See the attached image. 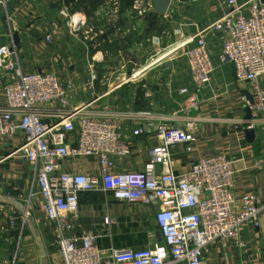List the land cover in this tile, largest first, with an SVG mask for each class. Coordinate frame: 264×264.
Returning <instances> with one entry per match:
<instances>
[{
    "label": "crops",
    "instance_id": "0c3cea01",
    "mask_svg": "<svg viewBox=\"0 0 264 264\" xmlns=\"http://www.w3.org/2000/svg\"><path fill=\"white\" fill-rule=\"evenodd\" d=\"M225 0H196L187 4L175 3L165 17L136 19L131 2L118 3L117 13L102 5L88 18L93 31L85 40L81 31L72 32L69 19L59 16L65 11L69 16H82L75 10L73 0H0L1 43L13 44L20 65L25 72L53 73L75 86L69 92V107L89 101L97 102L92 110L105 104L116 114L113 119L122 123L121 137L131 144V155L116 157L115 170L139 172L148 160V151L159 141L154 132L135 135L147 122L158 123L161 118L179 112L189 94L195 92L190 80L185 51L195 44L178 48L182 41L221 16L218 5ZM246 0H237L244 3ZM112 14V16H111ZM113 17V18H112ZM8 21L11 36L7 37ZM57 24L56 36L50 43L44 35ZM17 33L18 41L14 39ZM214 71L210 85L197 94L200 111L195 114L199 125L192 131V141L180 144L173 154L175 174L186 172L197 158L225 155L234 160L236 170L234 195L240 198L256 192L264 201V123L256 125L254 135H245L248 87L235 83L230 63H221L218 40L208 35ZM160 62L149 67L151 58ZM92 67L96 80L90 87L88 68ZM264 89V78L261 79ZM5 81L0 72V103L3 102ZM188 93L181 95L180 89ZM137 111H151L152 117L143 120L130 116ZM124 115V116H122ZM179 128L185 121L180 113L172 120H164ZM19 138L0 144V156L5 157L19 145ZM186 146L192 151L186 152ZM63 170L77 174H96L95 159L77 158L66 161ZM31 167L21 158L12 156L0 164V196L13 198L23 207L27 222L20 220L13 227L9 218L16 220L21 214L11 206L0 209V262L8 264H59L60 258L52 245V224L45 223L41 200L33 185ZM79 216L73 220L71 236L84 232L98 235L97 245L102 249L139 250L161 240L155 223L156 208L142 204L117 201L111 192H80ZM109 218L110 224L105 219ZM31 222V223H30ZM245 249L214 243L203 257V264H264V210L259 217V228L249 225L242 228ZM42 246L45 256L39 258Z\"/></svg>",
    "mask_w": 264,
    "mask_h": 264
},
{
    "label": "built area",
    "instance_id": "2783aa9c",
    "mask_svg": "<svg viewBox=\"0 0 264 264\" xmlns=\"http://www.w3.org/2000/svg\"><path fill=\"white\" fill-rule=\"evenodd\" d=\"M185 1L196 0H176ZM118 3L119 0L111 1L114 14ZM152 9L150 0H136L133 5L141 18ZM218 9L221 11L218 19L178 46L195 44L185 51L195 92L187 96L180 111L169 115L170 118L163 117L155 124L147 122L135 132V135L154 132L159 141L149 149L148 160L139 172L115 170L114 158L131 155L130 142L121 137V121L112 118L115 111L105 104L92 110L97 100L70 108L68 95L76 88L71 82L53 73L25 72L15 46L0 44V72L5 81L0 103V144L20 140L14 150L0 156V164L16 156L31 167L44 221L54 226L52 245L59 255V264H203L204 255L214 243L245 249L242 228L246 225L259 228L264 201L253 192L243 195L238 204L234 195L237 173L234 160L222 154L197 158L182 174H175L172 167L174 150L193 140L192 131L199 125L195 114L201 108L197 94L211 82L214 68L206 41L208 35L218 40V60L232 65L235 83L246 85L252 97V104L244 98L251 114L244 129L254 130L258 123H264V89L260 85L264 78V3L225 0ZM59 16L69 18L65 11ZM81 17L69 18L73 33L82 30ZM7 28L6 35L10 38L9 21ZM56 33L54 23L44 41L50 43ZM84 33L85 40L91 41L93 31L87 27ZM159 62L156 58L147 68ZM88 72L86 87L96 80L92 67ZM179 93L186 95L188 91L183 88ZM179 113L185 117L179 128L164 121L175 119ZM130 116L146 120L152 113L137 111ZM185 150L191 152L192 148L186 146ZM77 158L95 159L97 173L85 175L63 170L66 161ZM94 191L111 192L115 200L124 203L156 208L154 219L161 240L143 249L119 251L99 247L98 235L92 232L71 236L73 220L79 216L78 194ZM0 209L4 210V206L0 205ZM26 215L17 220L10 217L9 226H15L18 220L24 224ZM105 222L111 223L109 218Z\"/></svg>",
    "mask_w": 264,
    "mask_h": 264
},
{
    "label": "water",
    "instance_id": "95a60500",
    "mask_svg": "<svg viewBox=\"0 0 264 264\" xmlns=\"http://www.w3.org/2000/svg\"><path fill=\"white\" fill-rule=\"evenodd\" d=\"M151 2L153 3L154 12L161 15V16L166 14V12L168 11V8L170 6V0H151ZM260 2L264 3V0H260ZM14 39L16 42L18 41L17 33L14 34ZM247 99H248L249 104L253 103V100H252V97L250 94L247 95ZM245 114H246L245 119L250 120L251 114H250L249 107H246ZM245 135L247 136L248 139H250L253 137L254 131L253 130H245ZM0 205L11 206L16 211H18L19 213L25 214V207H23L20 203H18L13 198L0 196ZM39 247H40L39 258L42 261L43 257L45 256V252H44V249L41 245Z\"/></svg>",
    "mask_w": 264,
    "mask_h": 264
},
{
    "label": "rangeland",
    "instance_id": "374dc122",
    "mask_svg": "<svg viewBox=\"0 0 264 264\" xmlns=\"http://www.w3.org/2000/svg\"><path fill=\"white\" fill-rule=\"evenodd\" d=\"M112 0H106L105 1V3L103 4V5H109L110 4V2H111ZM136 0H134L133 1V4H132V6H131V10L133 11V13H134V16L136 17V19H141V17L140 16H138L137 15V12L135 11V10H133V5H134V2H135ZM151 1V0H150ZM76 3H77V1H76ZM75 3V4H76ZM152 3V2H151ZM175 3H177L176 2V0H172V2H171V4H170V6H169V8L170 7H172ZM188 2L187 1H185V3H182V2H180L179 4H187ZM110 6V5H109ZM152 6H153V3H152ZM168 8V9H169ZM167 13V12H166ZM166 15V14H165ZM165 15H163V16H161V15H159V14H157V13H155L154 12V7H153V9L148 13V17L149 18H151V17H153L154 19H157V18H162V17H165ZM79 16V15H78ZM82 16L83 17H81V18H83V24H84V26L82 27V32L84 33L86 30H87V27L88 28H90L89 27V20H88V18H92L93 19V17H88L87 16V14L86 13H84V14H82ZM111 16H112V14H111ZM146 16V17H147ZM69 18H72V15L71 16H69ZM69 18H67V19H69ZM113 18V17H112ZM84 36H85V34H84ZM89 41V40H88ZM91 41L93 42L92 44L94 45V41H95V39L94 38H91ZM184 55H185V53H184ZM156 59V57H152L151 58V61H149L150 63L153 61V60H155ZM26 222H27V220H26ZM31 223V222H30ZM25 224V223H24Z\"/></svg>",
    "mask_w": 264,
    "mask_h": 264
},
{
    "label": "trees",
    "instance_id": "16d2710c",
    "mask_svg": "<svg viewBox=\"0 0 264 264\" xmlns=\"http://www.w3.org/2000/svg\"><path fill=\"white\" fill-rule=\"evenodd\" d=\"M77 1L75 10L83 11L87 14L88 17L94 15L97 7L102 6L106 0H73ZM125 1V0H124ZM131 2V6L134 0H129ZM123 0H119V4H121Z\"/></svg>",
    "mask_w": 264,
    "mask_h": 264
}]
</instances>
